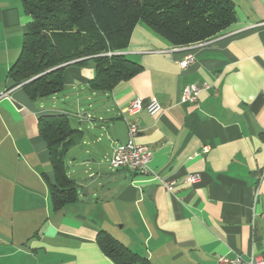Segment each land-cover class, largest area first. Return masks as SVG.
<instances>
[{
    "label": "crops",
    "instance_id": "0c3cea01",
    "mask_svg": "<svg viewBox=\"0 0 264 264\" xmlns=\"http://www.w3.org/2000/svg\"><path fill=\"white\" fill-rule=\"evenodd\" d=\"M232 1L235 21L199 43L171 46L138 23L119 52L142 69L108 92L89 89V60L69 63L63 89L33 100L8 77L30 16L20 0H0V264H115L96 243L100 230L150 264L264 261V0ZM187 84L201 88L196 103L181 101ZM134 98L160 105L128 119L135 142L151 149L148 166L177 180L171 192L109 167L112 147L128 139L122 109ZM52 114H67L75 130L65 165L77 200L58 211L38 133L39 117ZM189 173L200 181L187 182Z\"/></svg>",
    "mask_w": 264,
    "mask_h": 264
},
{
    "label": "trees",
    "instance_id": "16d2710c",
    "mask_svg": "<svg viewBox=\"0 0 264 264\" xmlns=\"http://www.w3.org/2000/svg\"><path fill=\"white\" fill-rule=\"evenodd\" d=\"M30 16L20 52L8 70L12 86L21 85L33 100L64 87L65 67L91 60L92 91L108 92L141 71V65L119 51L142 23L171 46L210 40L235 21L232 0H20ZM75 130L67 114L42 115L38 133L44 140L52 177L44 176L53 211L75 202V183L67 175V140ZM99 248L115 264H150L110 233L96 235Z\"/></svg>",
    "mask_w": 264,
    "mask_h": 264
},
{
    "label": "built area",
    "instance_id": "2783aa9c",
    "mask_svg": "<svg viewBox=\"0 0 264 264\" xmlns=\"http://www.w3.org/2000/svg\"><path fill=\"white\" fill-rule=\"evenodd\" d=\"M193 61L192 55H187L180 61L181 67H186ZM207 88V85H204ZM200 87L196 84H187L182 89L181 101L196 103ZM145 109L150 113H155L160 109L159 103L155 98L150 99L146 104L139 98H134L122 109V119L127 125L128 139L125 143L115 144L112 147V152L109 157V167L113 170L124 168L131 172L148 175L153 179L158 180L164 188L171 192L176 184V179L166 180L159 176L154 170L148 166L151 157V149L147 146L137 144L135 137L139 133V127L136 123L129 121L128 116L134 115L140 110ZM186 181L191 184H197L200 181L198 173H189L186 176ZM220 264H264L261 257H251L248 260L230 259L226 256H221L218 259Z\"/></svg>",
    "mask_w": 264,
    "mask_h": 264
},
{
    "label": "rangeland",
    "instance_id": "374dc122",
    "mask_svg": "<svg viewBox=\"0 0 264 264\" xmlns=\"http://www.w3.org/2000/svg\"><path fill=\"white\" fill-rule=\"evenodd\" d=\"M67 161H68V155H67ZM102 161L104 164H107L105 159H102Z\"/></svg>",
    "mask_w": 264,
    "mask_h": 264
}]
</instances>
